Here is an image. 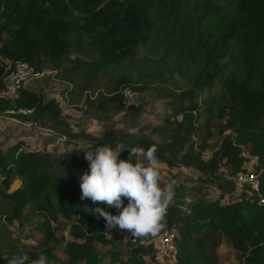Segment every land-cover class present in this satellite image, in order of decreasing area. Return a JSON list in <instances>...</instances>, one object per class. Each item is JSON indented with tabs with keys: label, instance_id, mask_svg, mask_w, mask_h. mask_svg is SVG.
<instances>
[{
	"label": "trees",
	"instance_id": "1",
	"mask_svg": "<svg viewBox=\"0 0 264 264\" xmlns=\"http://www.w3.org/2000/svg\"><path fill=\"white\" fill-rule=\"evenodd\" d=\"M204 16L206 24L201 20ZM162 27L170 41V34L178 35L176 44L186 50V56L199 54L203 58L192 83L198 94L195 97L194 91H183L180 97L187 103L180 100L168 104L170 113L153 131L169 141L157 144L140 129L139 136L130 135L127 130L124 134L92 140L87 143L89 149L104 145L115 148L120 143L129 149L155 145L157 157L172 165L170 154L172 158L191 141L190 154L195 138L201 143L193 164L212 171L217 153L202 161L200 152L213 136L210 128L215 124L220 133L229 128L235 134L224 137L218 154V158H226L232 173L246 170L241 164L242 157H237L241 151L238 144H249L250 152L259 156L258 193L264 199V0H0V32L6 34L0 45V90L6 60L24 61L40 70L45 60L60 64L71 50L79 54L95 50L96 61L77 57L70 61L73 65L58 74V78L74 84L77 77H71L70 73H80L84 81L78 95H82L98 70L135 55L145 44L158 39ZM85 40L88 41L83 43ZM219 56H228L227 63L220 65ZM233 64L237 65L236 71ZM222 67L230 68L232 74L223 75ZM218 81L221 89L216 91ZM128 85L133 90L140 88L125 79L116 81L105 94L96 96L98 103L93 112L112 110L116 114L123 109L135 110L133 105L125 106L124 87ZM166 92L161 95L167 96L169 91ZM19 109L31 112H17ZM7 110H14L11 115L23 119L40 121L44 115L53 120L49 112L55 113L58 118L53 123L55 130L71 135L67 122L56 113L59 109L43 103L34 89H22L15 100L0 97V112ZM128 156L126 149L119 158ZM88 171L80 147L57 157L47 151L28 150L20 143L0 146V264H7L5 258L13 254H27L34 259L40 253L50 264H148L144 256L152 253L153 244L140 241H150L172 229L179 234L176 264H201L209 251L215 253L218 242L210 237H223L236 251L248 253L247 261L251 264H264V204H258V195L242 192L234 200L222 203L206 199L200 194L201 189L193 190L188 210L181 207L184 198L175 196L161 230L155 236L133 238L127 230L107 229L102 217L97 218L87 210L97 206L90 199H81V177ZM10 185L17 188L8 192ZM122 199L126 206L127 199ZM29 204L42 212L43 219L30 228L40 239L37 246L20 248L18 240L12 239V226H22L31 219L30 211H26ZM106 210L117 214L114 207ZM59 214L69 221V234L74 239L64 244L51 223ZM96 243L109 247L101 252ZM55 250H60V254Z\"/></svg>",
	"mask_w": 264,
	"mask_h": 264
},
{
	"label": "rangeland",
	"instance_id": "2",
	"mask_svg": "<svg viewBox=\"0 0 264 264\" xmlns=\"http://www.w3.org/2000/svg\"><path fill=\"white\" fill-rule=\"evenodd\" d=\"M169 17L171 28L173 15L171 14ZM201 20L204 24L208 23L205 16ZM215 29L213 32L218 34ZM164 33L165 30L162 27L158 34V39L154 38L151 42L145 44L135 55L122 58L98 70L92 76L93 81L89 82V87L82 95H78L79 86L84 81V77L80 73H70L71 77H77V82L74 84L58 78V74L65 72L69 66L73 65V62L70 61L77 57L87 62L96 61L98 54L95 50L90 51L88 54H79L75 50H71L68 57L60 64L45 60L40 69L42 76L30 83L28 88L39 92L43 103H51L59 109L56 113L58 117L67 122L71 135H62L55 130L53 123L56 120L58 121L55 113L49 112L53 116V120L49 116L44 115L40 121L23 119L3 111L0 112L2 116L0 122V146L6 148L9 145L20 143L28 150L47 151L57 157H63L72 149L81 147L82 144L114 134H124L132 127L142 130L145 135L150 136L157 144L169 141L167 137L158 135L153 130L158 125H161L164 116L170 113L168 104L180 100L184 103L188 102L186 99H181L180 95L183 91H194L192 83L202 66L203 58L199 54L186 56V50L176 44L178 35L170 34L172 37L170 41L165 37ZM5 37L6 34L0 32V45ZM87 41L85 40L83 43ZM81 45H83L82 42ZM232 49L234 47L230 48L232 58H234L235 55ZM227 58L228 56L225 58L219 56L220 65L224 62L227 63ZM11 64L12 62L6 60V66H11ZM233 65V71H236L237 65ZM221 71L223 75L232 74L230 68L222 67ZM122 79L128 80L131 85H139L141 88L133 90L130 85L124 87L125 106L133 105L135 110L131 108L123 109L116 114H113L112 110L111 112H93L98 103L96 96L99 93L105 94L116 81ZM71 89H73V93H71ZM214 89L216 91L221 89L220 81L216 82ZM129 90L134 92H129ZM167 90L169 91L167 96L161 95ZM197 94L198 92L194 91L195 97ZM135 112L136 114H134ZM26 114H30V111L26 112ZM225 120L223 119L222 123ZM218 127L215 124L211 126L210 131L213 136L206 141L205 147L200 152L202 161L210 160L213 154L217 153L215 158L217 159L216 166L212 171L207 167L200 169L193 164L194 157L200 151L198 145L201 143V140L195 138L192 139L194 144L191 145L190 154H188V144L191 141L185 143L183 148L172 158L170 154L172 165L157 157L160 161V184L161 186H166L171 181H177L175 196L180 195L181 198H184L182 209H189L194 197L193 190L201 189L200 194L204 195L206 199L220 200L222 203L234 200L232 198L242 192L235 190L233 181L235 173L231 172L226 158H218L219 147L224 137L227 135L234 136L235 134L229 128L220 133ZM238 146L241 151L237 157H242L241 164L246 168L245 171L256 170L259 165L257 153L250 152L249 144L242 143L238 144ZM232 183L233 186L231 185ZM11 186L8 188V192L17 188V186ZM28 210L31 214L30 220L26 221L22 226L15 224L18 228L11 225L14 230L12 239L18 240L20 248H22V245L37 246L40 239L39 234L30 231V228L36 221L43 219L41 209L39 207L33 208L29 204L26 206V211ZM51 223L56 227V235L61 243L64 244V242L74 240L69 234V221L67 219L59 214L54 220H51ZM27 235L30 236L27 237ZM106 238H110V235H107ZM210 240L218 242L215 253L209 251L208 256L205 257L201 264H251V262L247 261L248 253L236 251L223 237H210ZM76 241L81 242L79 239ZM108 247L109 245L107 244L96 243V248L101 252H106ZM121 249L125 251L124 247H121ZM55 252L58 255L60 254V250H55ZM154 257L153 251L150 255H145L144 259L148 264H160L156 262ZM47 264L50 263L47 261Z\"/></svg>",
	"mask_w": 264,
	"mask_h": 264
},
{
	"label": "clouds",
	"instance_id": "3",
	"mask_svg": "<svg viewBox=\"0 0 264 264\" xmlns=\"http://www.w3.org/2000/svg\"><path fill=\"white\" fill-rule=\"evenodd\" d=\"M20 110L30 109H19L17 112L22 113ZM128 133L139 136V129L136 127L129 128ZM125 149L129 151V156L127 159H120V153ZM80 151H83L90 170L81 177V199H90L93 204L97 205L95 208L87 210L97 218L102 217L105 220L106 228L109 230L118 227L121 231L127 230L133 238L155 236L164 226L163 222L166 218L167 209L175 198L177 185V181H171L166 186H161L160 161L156 155L157 147L152 145L147 149L142 147L129 149L120 143L115 148L104 145L89 149L87 144H82ZM242 192L248 195H258V204H260L259 199L262 196L258 193L259 187L258 192H253V194L246 191ZM122 198L127 199L126 206ZM101 204L105 207L99 206ZM110 207L116 208L117 214L113 215L106 210ZM166 231L174 233L177 249L178 232L174 229ZM159 236L150 241L141 240L140 243L151 242L155 253V241ZM127 238L126 236L124 239ZM177 253L175 262L158 263L176 264ZM5 259H7V264H47V257L43 253L38 254L34 259H30L27 254H13L10 258L6 257Z\"/></svg>",
	"mask_w": 264,
	"mask_h": 264
},
{
	"label": "built area",
	"instance_id": "4",
	"mask_svg": "<svg viewBox=\"0 0 264 264\" xmlns=\"http://www.w3.org/2000/svg\"><path fill=\"white\" fill-rule=\"evenodd\" d=\"M42 71L35 70L30 64L23 61H15L12 66H8L3 74L2 82L3 86L0 90V97L6 99H16L20 96L23 88L27 87L30 83L42 76ZM26 113L30 110H20ZM7 112L12 113L13 110ZM2 116L0 115V122ZM256 170L253 171H239L234 176L235 190L246 191L253 194L258 192L259 179ZM259 203H264L262 197L259 199ZM154 258L160 263H173L176 261V245L174 241V233L165 231L155 241Z\"/></svg>",
	"mask_w": 264,
	"mask_h": 264
}]
</instances>
